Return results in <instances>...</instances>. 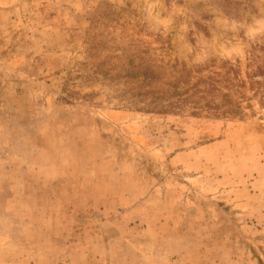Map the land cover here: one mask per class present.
Listing matches in <instances>:
<instances>
[{
    "label": "rangeland",
    "instance_id": "obj_1",
    "mask_svg": "<svg viewBox=\"0 0 264 264\" xmlns=\"http://www.w3.org/2000/svg\"><path fill=\"white\" fill-rule=\"evenodd\" d=\"M263 33L264 0H0V264H264V115L115 87Z\"/></svg>",
    "mask_w": 264,
    "mask_h": 264
},
{
    "label": "trees",
    "instance_id": "obj_2",
    "mask_svg": "<svg viewBox=\"0 0 264 264\" xmlns=\"http://www.w3.org/2000/svg\"><path fill=\"white\" fill-rule=\"evenodd\" d=\"M245 55L243 62L212 58L190 69L141 63L115 74V87L122 85L120 99L129 106L141 104L137 109L143 112L185 110L191 116L236 119L264 115V33L249 43Z\"/></svg>",
    "mask_w": 264,
    "mask_h": 264
},
{
    "label": "crops",
    "instance_id": "obj_3",
    "mask_svg": "<svg viewBox=\"0 0 264 264\" xmlns=\"http://www.w3.org/2000/svg\"><path fill=\"white\" fill-rule=\"evenodd\" d=\"M263 249H264V244H263Z\"/></svg>",
    "mask_w": 264,
    "mask_h": 264
}]
</instances>
